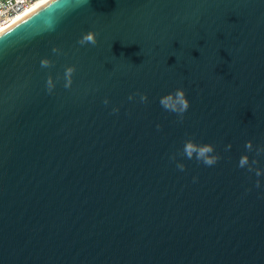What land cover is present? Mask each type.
<instances>
[{"label": "water", "instance_id": "water-1", "mask_svg": "<svg viewBox=\"0 0 264 264\" xmlns=\"http://www.w3.org/2000/svg\"><path fill=\"white\" fill-rule=\"evenodd\" d=\"M0 264H264V0H49L0 29Z\"/></svg>", "mask_w": 264, "mask_h": 264}, {"label": "clouds", "instance_id": "clouds-1", "mask_svg": "<svg viewBox=\"0 0 264 264\" xmlns=\"http://www.w3.org/2000/svg\"><path fill=\"white\" fill-rule=\"evenodd\" d=\"M77 43L81 46H84L86 44H91L93 46L96 45L97 41H96V34L92 31H89L85 34H83L81 36V38L77 41ZM52 52L54 54H60V50L58 48H52ZM40 66L42 68H50L52 66V62L48 59H42L40 61ZM75 72V67L74 66H69L66 67L64 70V87L66 89L71 87L72 84V76ZM55 85L53 82V79L51 76L48 77L47 81H46V89L49 93H51L54 89ZM140 95V101L141 102H145L147 97L145 95L142 94H138ZM129 100H132L133 97L129 96L128 97ZM160 105L167 111L176 113L181 121L183 120V114L187 111V109L189 108V103L187 101V99L185 98V93L182 89H177L175 90L174 93H170L168 95L163 96L160 100H159ZM104 104L107 105L108 101L107 99L104 100ZM113 113L118 112V109L113 108L112 109ZM159 125H157V129H159ZM231 146L228 145L226 147L225 150H227V148H230ZM245 148L248 150H251V142H247L245 145ZM183 152L184 155L186 156L187 159H193L195 158L197 162H201L203 163L205 166H213L215 165L218 160L220 159V157L214 153V148L212 145L209 144H196L195 142H193V140H188L185 142L184 146H183ZM253 163H256V161H253ZM248 164V157L247 156H241L239 159V164L238 167L240 168H244L245 165ZM176 167L180 170V171H184L185 166L183 164H178L176 165ZM249 172L252 171L251 168L248 169ZM261 171L260 170H256L255 171V175L257 177L261 176ZM195 180V178H194ZM255 186L257 188L260 187V181L257 180Z\"/></svg>", "mask_w": 264, "mask_h": 264}, {"label": "built area", "instance_id": "built-area-1", "mask_svg": "<svg viewBox=\"0 0 264 264\" xmlns=\"http://www.w3.org/2000/svg\"><path fill=\"white\" fill-rule=\"evenodd\" d=\"M49 0H0V29L42 6Z\"/></svg>", "mask_w": 264, "mask_h": 264}]
</instances>
